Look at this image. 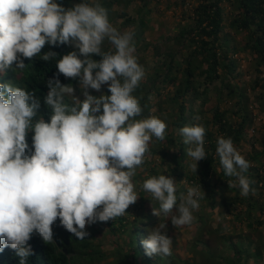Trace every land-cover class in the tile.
I'll return each instance as SVG.
<instances>
[{"label": "clouds", "instance_id": "1", "mask_svg": "<svg viewBox=\"0 0 264 264\" xmlns=\"http://www.w3.org/2000/svg\"><path fill=\"white\" fill-rule=\"evenodd\" d=\"M105 40L112 50L103 51ZM46 44L76 50L40 55ZM135 53L134 33L114 27L100 0H81L72 7L59 0H0V74L14 63L13 70L22 72L28 66L25 58L34 56L55 61L57 68L43 98L50 109L47 120L38 117L41 99L34 92L0 82V252L10 247L20 264H28L33 255L29 240L36 234L53 242L57 220L84 240L87 226L124 216L141 196L132 178L150 141L164 140L167 124L158 116L138 119L142 107L133 92L145 69ZM60 74L78 79L83 99L73 85L61 82ZM104 85L110 95L91 94ZM178 131L189 167L197 173L199 161L207 158L206 129L193 123ZM216 155L224 175L234 178L229 187H238L244 197L255 191L246 175L250 164L230 137L217 138ZM166 172L165 165L141 185L152 214L166 218L142 240L149 256L172 255L165 221L177 229L191 226L202 198L201 184L178 194L179 183Z\"/></svg>", "mask_w": 264, "mask_h": 264}, {"label": "trees", "instance_id": "2", "mask_svg": "<svg viewBox=\"0 0 264 264\" xmlns=\"http://www.w3.org/2000/svg\"><path fill=\"white\" fill-rule=\"evenodd\" d=\"M65 7H72L81 0H59ZM107 9L109 20L115 26L122 20V29L136 26L134 43L144 41L148 18L153 11L152 0H100ZM137 4L139 18L128 13V8ZM232 8L229 28L243 38L240 41L232 40L230 34L225 33L228 27L225 24L224 5ZM120 9H114L115 6ZM120 30V29H119ZM175 48L158 55L163 56L153 68V73L144 81L141 80L133 95L139 99L142 107L138 119L149 116H158L166 119L168 126L164 140L153 138L149 143V151L145 155L144 168L146 176L158 175L163 172L165 165L168 172L165 175L183 177L187 183L196 186L201 184V201H206L211 210L219 208V215L224 219L231 216V223H239L238 227L246 224L248 233L221 235L226 222L212 229L209 227L207 215L200 212L197 233L189 242L190 258L183 259L174 253L171 256H149L142 245L147 238L149 229L158 226L166 218L152 214V202L147 199L148 194L139 191L141 195L136 203L129 206L124 216L106 222L114 234L124 237L125 249L118 247L114 251L117 257L116 264H264V239L260 227L264 225V136L261 141V150H255L249 160L250 164L246 175L255 190L247 197L240 195L238 187H229L228 181L233 180L224 175L216 155L217 138L230 137L234 146L239 147L247 136L248 128L253 124L249 117L250 105L244 87H239L235 79L237 61L231 56L239 52L250 55L254 72L264 74V0H200L194 7L189 21L173 36ZM146 49V47H145ZM157 49V48H156ZM76 50L72 45H45L40 55L54 51L59 56ZM112 50L110 48L103 51ZM158 50V49H157ZM180 57H182L180 59ZM100 60V56L93 57ZM28 65L22 72L6 70L0 74V82H10L21 88L34 92L41 99L38 117L48 119L50 109L44 103V97L49 91L47 80L57 75L55 61L47 62L34 56L25 58ZM59 79L65 85L79 86L78 79L65 78L62 74ZM171 86L172 90L163 94V88ZM251 90L256 94V101L262 106L264 113V77L258 76L252 84ZM106 94L110 95L108 89ZM104 93V94H105ZM162 96H166L162 99ZM154 98V100H152ZM237 99L238 116L235 119L227 109H222V103ZM156 107L155 115L151 109ZM199 117L198 120L195 118ZM200 123L206 129L205 151L207 158L199 161L197 173L189 169V158L186 156V145L179 129L185 125ZM31 135L28 140L31 145ZM259 140H257L258 142ZM254 147V146H253ZM255 163L251 166V163ZM142 177V176H141ZM203 190L205 195L203 194ZM178 188V194L185 192ZM232 193L234 195H232ZM158 207V205H157ZM167 235L172 236L177 228L168 219ZM89 236L79 240L65 230L57 220L53 225L54 241L47 244L39 235L34 234L29 240L33 255L28 258V264H103L109 260V255L103 250L102 244L97 243L96 232L86 227ZM0 264H20V257L15 250L7 247L0 252Z\"/></svg>", "mask_w": 264, "mask_h": 264}, {"label": "rangeland", "instance_id": "3", "mask_svg": "<svg viewBox=\"0 0 264 264\" xmlns=\"http://www.w3.org/2000/svg\"><path fill=\"white\" fill-rule=\"evenodd\" d=\"M200 0H152L151 8L153 11L151 12L148 18V26L147 30L144 34V41L139 44V49L136 48V57L138 62L145 69V76L142 80H146L149 74L153 73V68L157 66L158 62H162L164 57L158 55L160 52L163 54L168 51L170 48H175V43L172 38L180 31V28L184 26L189 21V16L192 14L194 7L199 4ZM137 4H133L128 8V13L134 16L135 19L139 18V12H137L136 8ZM120 9L117 5L114 8ZM225 9V24L228 26L225 29L226 34H230L232 40L240 41L243 37L241 35L236 34L229 28V20H231L232 16V8L229 4L224 5ZM122 20L118 21V25H115L120 29L121 32L134 31L136 26L128 27L126 29H122L120 24ZM114 26V25H113ZM168 46L165 48V46ZM112 45L105 40L102 49H112ZM146 47V49H145ZM158 50H157V49ZM233 57L238 64L237 74L239 77L235 79V83L239 85V87H244L247 92L248 104L250 105L249 117L253 118V124L247 130V136L242 144L237 147V149L241 152V154L249 160L251 156L254 154L255 150H261V141L264 136V113L262 112V106L256 101L257 92H253L251 90L252 84L254 80L257 79L258 76L264 77V74H258L254 72L253 62L250 55L243 53L242 51L238 54L233 55L230 53V57ZM182 57H180L181 59ZM76 92L75 94L83 99V96L80 91V87H74ZM108 89L107 85H104L100 92L95 90H90L93 95H101L106 92ZM172 90L171 86H166L163 88V94H167ZM162 99H165L166 96H162ZM154 100V98H152ZM237 99L234 101H229L222 103V109H227L232 116L238 120V116L234 114L237 110L236 105ZM152 115L156 113V107L151 109ZM168 126V122L164 119ZM257 140H259L257 142ZM254 146V147H253ZM264 165V159H262ZM255 163H251L253 166ZM189 169H191L189 167ZM144 168L139 167L137 169L136 175L132 178L133 183L136 186V191L139 194L141 190V185L143 182V178L146 176V173L143 172ZM188 173V170L184 172L183 177L179 178L178 175H175L174 180L178 184V188H184L186 190L187 186L190 184L187 183V179L185 174ZM142 176V177H141ZM171 176V175H170ZM264 193V192H263ZM232 195H234L232 193ZM264 202V198L262 200ZM200 207L195 210L193 215L195 217L194 223L191 226H184L180 229L173 230L172 236L170 237L173 240L172 248L174 249V253L179 255L181 258L186 259L190 258L191 254H189V242L192 241L197 233H200V229L197 230V222L199 218L200 212H203L207 215V222L209 227L212 229H217L220 225L226 222V227L224 230L219 233L221 235L226 234V236H230V234H241L248 233L249 229L246 228V224H242L238 227L239 223H231V216H227L225 219L219 215V208L211 210L209 206H207L206 201H199ZM264 220V217H263ZM96 232L97 243L102 244L103 250L109 255V260L104 262L103 264H116L117 257L114 256V251L116 248L121 247L125 249L124 237H121L119 234H114L109 225L106 222H98L87 226ZM260 232L264 239V225L260 227Z\"/></svg>", "mask_w": 264, "mask_h": 264}]
</instances>
